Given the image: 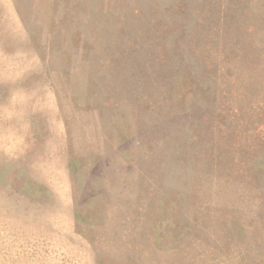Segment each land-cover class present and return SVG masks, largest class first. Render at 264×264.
I'll return each instance as SVG.
<instances>
[{"label": "rangeland", "instance_id": "obj_1", "mask_svg": "<svg viewBox=\"0 0 264 264\" xmlns=\"http://www.w3.org/2000/svg\"><path fill=\"white\" fill-rule=\"evenodd\" d=\"M0 264H264V0H0Z\"/></svg>", "mask_w": 264, "mask_h": 264}]
</instances>
